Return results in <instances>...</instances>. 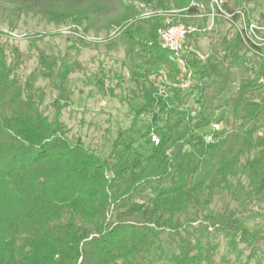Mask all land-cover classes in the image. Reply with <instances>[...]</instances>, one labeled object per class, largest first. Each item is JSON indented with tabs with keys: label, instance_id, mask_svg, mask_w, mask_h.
<instances>
[{
	"label": "trees",
	"instance_id": "trees-1",
	"mask_svg": "<svg viewBox=\"0 0 264 264\" xmlns=\"http://www.w3.org/2000/svg\"><path fill=\"white\" fill-rule=\"evenodd\" d=\"M131 1L166 8L169 0ZM255 1L246 0L245 4ZM0 4L16 8L24 16L55 25L70 21L96 33L137 25L133 21L135 9L124 0H0ZM223 8L246 14L235 0H226ZM142 25L137 26L142 30ZM229 35L222 37L221 47L227 44L226 49L232 47L237 54L253 53L237 33ZM131 40L143 52L138 56L140 63L131 71L135 84L134 91H130L135 98L131 99L139 96L136 91L143 101L134 113L133 124L142 115H151V123L156 125L169 102L157 95L150 81H141L138 72L164 71L171 82H176L179 72L157 42L147 46L139 39ZM209 40L215 41L213 37ZM218 56V52L212 53L202 61L188 54L187 63L194 74H199L201 84L224 76L222 67L230 54ZM37 60L35 72L57 93L51 117L46 113L44 90L23 83L18 76L24 56L16 46L0 39V264H143L151 255H164L161 235L165 232L177 249L169 258L171 264H200L199 255H190L189 229L196 221L180 222L176 215L190 206H207L214 196V181L226 182L237 166L250 196L241 203V213L248 214L261 206L264 146L243 165L240 163L255 148L256 125L264 113V98L256 100V85L250 78L252 73L259 75L263 67L255 63L254 57L243 60L238 81L234 110L242 121L239 130L227 134L222 129L213 136L215 143L206 144L202 135L210 124L206 115L210 105L202 89L197 88L199 109L194 115L182 108L181 93L174 89L170 108L174 123L161 134L159 145L153 146L149 140L152 148L148 157L137 156L128 168L117 167L113 157L121 147L132 149L133 140L126 143L123 138L132 128L119 132L110 154L101 157L70 135V129L61 121V104L68 103L70 94L67 77L79 71V62L46 55L39 49ZM116 87L122 89V84ZM245 123L252 127L245 128ZM185 145L196 150L199 160L194 161L193 151L182 154ZM147 190L153 197L137 201ZM198 224L195 231L221 233L231 247L237 242L244 244L250 250L248 258L257 251L259 239L238 228V214L234 212L206 214ZM194 248H199L197 239Z\"/></svg>",
	"mask_w": 264,
	"mask_h": 264
},
{
	"label": "rangeland",
	"instance_id": "rangeland-1",
	"mask_svg": "<svg viewBox=\"0 0 264 264\" xmlns=\"http://www.w3.org/2000/svg\"><path fill=\"white\" fill-rule=\"evenodd\" d=\"M124 1L126 5L135 9L137 16L133 21H137V25L143 23L142 30L137 25L131 24V27L124 30L115 28L96 33L84 26L76 27L70 21L55 25L43 21L39 17L24 16L18 9L0 4V39L16 46L24 56L25 62L19 68L18 76L23 83L30 82L35 87L44 90V105L46 113L50 117L55 113L51 105L52 101L56 99L57 93L47 86V82L39 77L38 72H35L38 65L37 50L44 51L46 55L66 56L70 62H79V71L73 72L67 77V89L70 94H68V103L61 104L63 106L60 110L61 121L70 129V135L77 138L87 148L95 150L101 157L110 154L113 141L118 137L119 132L132 128L129 136L123 137L126 143L133 140L132 149L125 150L124 147H121L116 150L113 157V163L117 167L128 168L137 156L146 158L150 155L152 145L149 142V136L155 134L160 138L161 134L175 120L170 109L174 103L175 91L169 90L165 97L169 105L166 111L159 115L156 125L151 123V115H142L136 124H133L134 113L141 109L143 101L136 91V95L139 96L136 100L131 99L132 96H135L130 92L135 89L131 71L136 63H140L138 56L143 52L139 46L132 45L131 39L134 41L139 39L147 46L155 44L157 41L154 32L159 25L162 12L188 8L192 1H201L206 5L207 0H169L166 8H155L140 1ZM235 1L239 7H243L250 19L264 18V0H256L251 4H245L246 0ZM173 17L182 19L183 23H192L203 27V20H197V22L196 20H186L187 18L179 13H175ZM219 19L220 25L214 33L210 31L194 35L188 38L187 44L194 48L196 55L202 61L212 53L218 52L219 58L230 54V58L224 61L222 67L224 76L204 85L199 82V74L195 73L192 91L186 94L181 93L184 102L182 108L189 109L191 115L197 112L199 108L196 104V95L197 88L200 87L203 98L210 105V109L206 113L210 124L218 123L221 130L226 129V133L231 134L239 130L242 124L239 112L234 110V101L238 81L242 76L243 60L254 57L256 63L258 59L253 56L252 52L237 54L231 50L232 47L227 50V44L220 46L222 37L226 34H230L229 37H231L235 28L222 17ZM210 37L214 38L213 43L210 42ZM101 70L102 74H100ZM151 73L155 72L139 70L138 77L141 81L149 82L148 76ZM255 77L253 73L250 74L252 80ZM120 83L122 89L115 88V85ZM157 95L159 96L158 93ZM255 95L256 100L263 99L264 86H255ZM123 97H127V100ZM210 124L205 131L207 134H210ZM263 124L264 113L256 125L258 130L255 133V148L249 155L241 158V165L264 146ZM244 125L247 129L252 127L251 124L245 123ZM213 143L215 140L212 141ZM191 151L195 152L193 159L196 162L199 160V156L192 146L185 145L182 154L187 155ZM204 158L207 159L208 155ZM239 169L240 166H237L224 183L218 179L214 181V196L207 206L202 205L198 208L190 206L185 212L176 215L180 222L186 219L196 221L193 228L189 229L192 233L190 255H199L200 264H264V195L260 197L262 204L259 208H253L248 214L241 213L243 211L241 203L247 201L250 196L246 179L240 175ZM152 197L153 195L147 190L137 201L143 202ZM223 212L238 214V228L248 231L251 236L259 239L256 244L257 251L252 258H248L250 250L244 244L237 242L235 247H231L221 233L210 230L211 232L206 234L194 230L204 215H218ZM125 229L128 230L127 227ZM167 235V232L161 235L164 255L160 258L151 255L146 258L143 264H171L169 258L177 252V249ZM195 239L199 241V248H194Z\"/></svg>",
	"mask_w": 264,
	"mask_h": 264
},
{
	"label": "built area",
	"instance_id": "built-area-1",
	"mask_svg": "<svg viewBox=\"0 0 264 264\" xmlns=\"http://www.w3.org/2000/svg\"><path fill=\"white\" fill-rule=\"evenodd\" d=\"M226 0H207L204 5L201 1H192L191 5L186 9L198 11L196 19L202 17V12H206V16L210 18V24L203 27L195 24L184 25L173 22V15L178 13L175 10H168L160 14V22L155 29L154 36L161 49L169 53V60L174 63L179 77L176 82L168 80L164 71L151 73L148 76L149 81L157 88V93L160 97L165 98L169 90L174 89L180 91L182 94L191 92L194 87V72L187 63L188 54L196 55V51L187 44L188 38L199 33L210 32L214 25V20L223 18L225 21L230 22L235 28L234 33H237L242 42L246 46H251L253 53L257 55L258 62L262 67L260 74L253 80L254 84L258 87L264 86V18L254 20L250 19L241 10L234 12H227L224 10L223 5ZM197 56V55H196ZM221 130L218 123L210 124V134H203L202 138L206 144L212 143L213 136ZM150 142L153 146L160 143V138L155 134L149 136Z\"/></svg>",
	"mask_w": 264,
	"mask_h": 264
},
{
	"label": "crops",
	"instance_id": "crops-1",
	"mask_svg": "<svg viewBox=\"0 0 264 264\" xmlns=\"http://www.w3.org/2000/svg\"><path fill=\"white\" fill-rule=\"evenodd\" d=\"M186 9L187 8H185V9H182V10H178L177 12L180 14V15H182L183 17H186L187 19L186 20H196V22H197V19H196V15L195 14H198V11H193V12H190V13H187L186 14ZM206 12L204 11V12H202V17H200L199 19H198V21H202L203 20V25L202 26H205V25H209L210 24V18L209 17H207L206 16V14H205ZM172 19H173V22L174 23H179V24H184V25H191L192 23H183L182 22V19L181 20H179V18H176V17H172ZM192 22H194V21H192ZM219 22H220V19L219 18H217V19H215L214 20V23H215V26L213 25V27H212V32L213 31H216L217 30V27H219ZM218 24V25H217ZM196 25V24H195ZM227 47V46H226ZM194 49V48H193Z\"/></svg>",
	"mask_w": 264,
	"mask_h": 264
}]
</instances>
